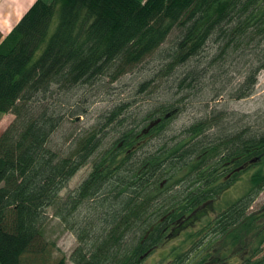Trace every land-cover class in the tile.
Masks as SVG:
<instances>
[{"label":"trees","instance_id":"16d2710c","mask_svg":"<svg viewBox=\"0 0 264 264\" xmlns=\"http://www.w3.org/2000/svg\"><path fill=\"white\" fill-rule=\"evenodd\" d=\"M153 54L157 74L173 77L168 100L141 118L123 101L70 134L67 153L49 145L64 120L55 92L115 81ZM240 65L235 98L252 95L264 70V0H36L0 32V112L15 115L0 133V264H69L44 237L51 207L77 236L74 264H141L173 237L170 264H264V203L252 209L264 126L221 128L207 101L173 131L189 100L222 96ZM246 173L245 191L224 200Z\"/></svg>","mask_w":264,"mask_h":264},{"label":"rangeland","instance_id":"374dc122","mask_svg":"<svg viewBox=\"0 0 264 264\" xmlns=\"http://www.w3.org/2000/svg\"><path fill=\"white\" fill-rule=\"evenodd\" d=\"M169 44L170 42L165 44L163 48ZM160 62L161 59L158 54H153L115 81L103 78L93 85H80L69 92H55L51 101L56 103V106L64 114V120L60 128L53 134L49 145L56 150L62 151L63 149L67 153L71 147L70 134H82V132L90 128L99 126L102 120L101 115L123 101L132 103L128 108L130 117L139 116L141 118L159 101L168 100L170 87L174 83L172 82L173 77H161L157 74ZM243 68V65H240L230 69L232 71V81L228 84L227 89L223 91L222 96L211 99L212 95L216 93L212 90H204L203 93H199V97L189 100L184 110L174 119L173 131L181 129L195 117L205 113L208 109L206 107L207 101H212L209 102L210 109H213L216 113H223L224 119L221 128L229 126H233L235 129L251 127L256 130L263 127L264 70L258 76V82L252 95L245 98L232 96V93H235L237 89L236 87L244 80L245 71ZM146 81H149V83L141 90L142 84ZM207 88L209 89V87ZM83 108L86 110L83 111ZM14 118L15 115L13 113L0 112V133ZM111 134L113 135V133ZM106 142H110L109 139L105 141V144H108ZM89 171L90 164L82 167L70 180L61 195L63 196L69 189L75 188L87 176ZM248 174H243L242 179L224 194V200L236 198L245 191ZM263 203L264 190L256 198L252 209L259 208ZM49 212L50 216L44 228V237L50 243H56L57 249L53 250V257L58 258L65 255L69 264H74L71 262L70 256L78 245L77 236L55 214L54 207H51ZM82 214H84L83 210ZM180 241L181 238L176 239L174 237L165 240L150 252L141 264H170L172 259L171 249L178 245Z\"/></svg>","mask_w":264,"mask_h":264},{"label":"crops","instance_id":"0c3cea01","mask_svg":"<svg viewBox=\"0 0 264 264\" xmlns=\"http://www.w3.org/2000/svg\"><path fill=\"white\" fill-rule=\"evenodd\" d=\"M36 0H0V32L8 35Z\"/></svg>","mask_w":264,"mask_h":264}]
</instances>
